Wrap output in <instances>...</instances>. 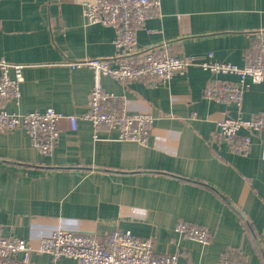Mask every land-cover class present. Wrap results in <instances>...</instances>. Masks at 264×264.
Here are the masks:
<instances>
[{"label":"crops","instance_id":"crops-1","mask_svg":"<svg viewBox=\"0 0 264 264\" xmlns=\"http://www.w3.org/2000/svg\"><path fill=\"white\" fill-rule=\"evenodd\" d=\"M88 1L0 0V60L24 66L21 97L6 110L53 109L64 116L50 157L24 129L0 133V235L36 249L58 229L100 238L123 230L152 239L158 255L177 254L179 264H221L229 257L264 264V133L252 136L248 155L212 142L217 121L264 113V82L251 85L241 108L219 104L204 98L215 78L200 67L210 59L239 67L254 59L264 41V0H159L138 30V47L166 43L194 65L166 85L102 79L129 114L152 116L147 145L119 141L117 130L106 128L95 138L81 119L92 72L66 63L116 55L117 31L86 25ZM70 116L78 117L75 131ZM180 222L209 231L211 242L184 238L176 232ZM31 262L77 264L35 252Z\"/></svg>","mask_w":264,"mask_h":264},{"label":"built area","instance_id":"built-area-1","mask_svg":"<svg viewBox=\"0 0 264 264\" xmlns=\"http://www.w3.org/2000/svg\"><path fill=\"white\" fill-rule=\"evenodd\" d=\"M86 25H102L117 31L116 55L110 59H85L66 63L71 68L86 67L92 72V89L88 111L81 117L91 123L94 137L100 129L117 130L118 140L147 145L153 118L147 114H129L119 105L115 95L104 90L102 79L110 77L121 84L148 82L166 85L175 76L193 66L190 57L171 54L168 44L159 48H139L138 30L149 15L160 7L159 0H93L82 4ZM254 59L243 67L219 63L212 59L200 67L213 75L215 81L204 90V98L219 104H233L241 108L244 94L251 85L264 82V41L255 48ZM24 66L0 60V133L24 129L33 147L42 155H53L60 139L58 122L64 116L53 109L25 114L9 113L6 104L21 97ZM235 78V82L221 81ZM71 129H77L78 117H67ZM246 132L248 134H241ZM264 133V113L245 119L242 116L224 118L216 122L212 142L226 144L235 155H248L252 136ZM176 232L184 238L207 245L212 240L209 231L190 223L180 222ZM47 254L54 261L62 258L77 264H179L177 254L158 255L152 239H140L130 231L116 230L104 238L92 234L75 233L63 229L42 238L35 249L19 238L0 235V264H33L32 253ZM19 256L21 258H19ZM221 264H241L229 257Z\"/></svg>","mask_w":264,"mask_h":264},{"label":"trees","instance_id":"trees-1","mask_svg":"<svg viewBox=\"0 0 264 264\" xmlns=\"http://www.w3.org/2000/svg\"><path fill=\"white\" fill-rule=\"evenodd\" d=\"M237 261V260H236Z\"/></svg>","mask_w":264,"mask_h":264}]
</instances>
